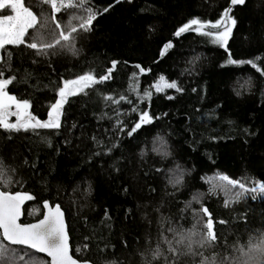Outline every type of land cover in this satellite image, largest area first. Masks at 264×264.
Masks as SVG:
<instances>
[{"label": "trees", "instance_id": "trees-1", "mask_svg": "<svg viewBox=\"0 0 264 264\" xmlns=\"http://www.w3.org/2000/svg\"><path fill=\"white\" fill-rule=\"evenodd\" d=\"M230 5V0H93L96 19L90 31L73 34L74 50L57 48L42 56L26 44L6 46L11 60L5 75L16 77L8 91L28 99L42 121L65 79L89 70L99 78L117 63L108 81L94 85L96 91L68 99L60 129H37L39 135L0 129V160L8 178L0 189L34 196L25 202L23 223L42 219L45 201L59 204L73 257L92 264H199L200 256H176L167 249L180 233L201 231L197 220L208 218L197 215L202 206L211 213L218 239L200 251L217 264L220 257L239 256L238 246L264 233V198H235L237 187L230 199L218 186L222 175L246 187L264 182V0L235 8L227 49L199 32L175 35L191 19H222ZM41 8L51 14L37 1L35 10ZM80 12L56 16L67 21ZM229 53L254 64H228ZM160 76L182 91L156 92ZM146 89L150 100L140 99ZM145 111L153 122L129 135ZM157 249L162 256L154 255Z\"/></svg>", "mask_w": 264, "mask_h": 264}, {"label": "snow or ice", "instance_id": "snow-or-ice-1", "mask_svg": "<svg viewBox=\"0 0 264 264\" xmlns=\"http://www.w3.org/2000/svg\"><path fill=\"white\" fill-rule=\"evenodd\" d=\"M246 0H230L231 5H244ZM41 6L50 5L51 10L59 14L62 11L68 13L70 9H81L82 14L72 16V20L66 21L63 25L57 19L56 15L44 17L42 13H37L30 6H25V0H0V10H10L12 14H0V129L12 132H28L32 130L33 135H39L37 129L58 130L61 128L62 109L68 102V97H75L79 93L88 95L86 89H94L97 83H103L111 78V71L115 68L116 62H112V69H108L107 75H101L97 78L93 75V70L78 75L75 79H65L63 86L59 87V99L51 105V110L47 114L46 120H40L31 111V104L28 99H18L15 94H10L8 87L16 81L15 75L6 76L5 72L10 68L11 52L7 50L9 45H24L29 49L37 50V55L54 54L53 49L72 47L73 34L77 33L78 28L72 23L73 20L79 24V29L90 31L97 13L93 11L91 5L93 0H40ZM103 9L102 11H106ZM231 9L223 13V18L216 22H202L200 19H191L175 33L180 36L188 31L199 32L202 36L211 37V42L221 48L227 49L229 38L232 34V27L236 20L230 15ZM70 14V13H68ZM231 21V26L228 21ZM197 26L193 29L192 26ZM32 30L29 32V30ZM27 37V42L25 38ZM172 45H167L170 48ZM259 60L260 58H255ZM228 64H254L253 60L237 61L231 58L229 53ZM144 71V69H141ZM160 83L155 85L156 92H162L165 89H176L182 91L176 82L169 83L164 76L159 77ZM152 92L146 89L140 99L150 100ZM169 99L173 97L169 96ZM106 100H113V97L107 96ZM120 99H124L121 97ZM118 103V101H113ZM15 106V111H12ZM10 117H16L15 122H10ZM103 118V117H101ZM158 118V117H157ZM139 123H135L134 128L128 134L131 135L142 124H151L153 118L147 111L139 118ZM45 142L50 144L46 137H42ZM96 140L95 137H93ZM96 143L102 144V141L96 140ZM225 192L232 198V189L239 188L235 192V198L252 194L255 199L259 195L264 198V182L253 184L246 187V182L240 179H230L227 175L219 177ZM8 182L6 169L3 161L0 160V187ZM34 196L30 193H10L0 191V264H80L73 258L69 244V234L65 221L64 211L59 204H50L48 201L43 203L47 210L46 214L36 223H20L22 216V206L26 201L33 200ZM225 206H228L227 202ZM206 214V223L198 219L197 224L201 231L195 229L187 233H180L174 241L169 242L171 246L167 249L169 254L176 256L182 254H191L200 256L199 264H217V261L211 256L205 257L200 249L213 247L217 242V233L214 230V221L207 207L202 206V211L198 216ZM216 223L224 224L223 220H216ZM198 237V239H193ZM198 245L197 248L193 244ZM31 250V251H30ZM46 254L50 260L38 259L32 252ZM236 251L240 254L231 259L220 257V264H264V233L250 238L243 246H238ZM155 256H162L157 249ZM83 264H90L85 261ZM172 264H175L173 260Z\"/></svg>", "mask_w": 264, "mask_h": 264}, {"label": "rangeland", "instance_id": "rangeland-1", "mask_svg": "<svg viewBox=\"0 0 264 264\" xmlns=\"http://www.w3.org/2000/svg\"><path fill=\"white\" fill-rule=\"evenodd\" d=\"M37 1H40V0H25V6H30L34 12L42 13V15H43L44 17H48L50 14L44 12L42 8L39 9L38 11L35 10V6H36ZM45 7H46L45 9H46L47 12H51V15H57L56 13H54V12L51 10L50 5H45ZM3 11H4V10H0V14H2ZM68 11H69V10H68ZM62 12H64V11H62ZM74 15H75V16H79V15H81V12L78 13V14H74ZM72 16H73V15H71V16L68 18L67 21L72 20ZM57 19L60 21V23H61L62 25L66 22L65 20H60L59 18H57ZM75 22L78 24L77 21H75V20L72 21L73 24H75ZM77 28H78V30H80V29H79V25L77 26ZM31 31H32V30L30 29L29 32H31ZM25 40H26V42H27V37L25 38ZM159 83H160V81H159ZM165 90H166V89H165ZM13 110H14V106H13V108H12V111H13Z\"/></svg>", "mask_w": 264, "mask_h": 264}, {"label": "water", "instance_id": "water-1", "mask_svg": "<svg viewBox=\"0 0 264 264\" xmlns=\"http://www.w3.org/2000/svg\"><path fill=\"white\" fill-rule=\"evenodd\" d=\"M240 5H230V8L229 9H231V13H230V15H232V13H233V11L235 10V8H237V7H239ZM228 25L229 26H231V21L229 20L228 22ZM196 27H193V29H195ZM189 32V31H188ZM187 32H185V33H182L180 36H176V37H181L183 34H186ZM170 45H172L173 46V43L171 42V43H169ZM168 44V45H169ZM172 46L170 47V48H172ZM116 65H117V63H116ZM69 98H71V97H68V99ZM0 191H2L1 189H0ZM25 203L23 204V206H22V216L20 217V223H23V221H24V216H25ZM46 209L44 208V215L46 214ZM43 215V216H44ZM64 216H65V213H64ZM65 221H66V216H65ZM38 222V221H37ZM34 223H36V222H34ZM23 224H26V223H23ZM66 224H67V222H66ZM67 230H68V226H67ZM68 234H69V230H68ZM69 244H70V248H71V254H72V247H71V240H70V235H69ZM38 254H40V255H43V256H45L46 258H48V260H50V258L49 257H47V255L46 254H43V253H38ZM74 258V257H73ZM74 259H76V258H74ZM77 260V259H76ZM78 261V260H77ZM80 262V264H83V262H81V261H79ZM90 264H92L91 262H90Z\"/></svg>", "mask_w": 264, "mask_h": 264}, {"label": "flooded vegetation", "instance_id": "flooded-vegetation-1", "mask_svg": "<svg viewBox=\"0 0 264 264\" xmlns=\"http://www.w3.org/2000/svg\"><path fill=\"white\" fill-rule=\"evenodd\" d=\"M16 119V117H14Z\"/></svg>", "mask_w": 264, "mask_h": 264}]
</instances>
